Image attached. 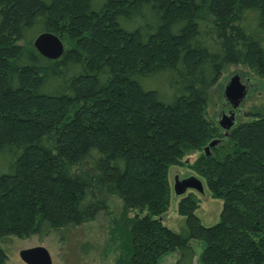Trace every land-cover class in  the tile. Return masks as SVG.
Segmentation results:
<instances>
[{
	"label": "trees",
	"instance_id": "1",
	"mask_svg": "<svg viewBox=\"0 0 264 264\" xmlns=\"http://www.w3.org/2000/svg\"><path fill=\"white\" fill-rule=\"evenodd\" d=\"M228 65L264 81V0H0V264L10 237L63 241L113 198L115 264H193L191 240L201 264H264V102L228 131L207 113ZM192 152L223 204L204 226L183 194L176 232L168 168Z\"/></svg>",
	"mask_w": 264,
	"mask_h": 264
},
{
	"label": "rangeland",
	"instance_id": "2",
	"mask_svg": "<svg viewBox=\"0 0 264 264\" xmlns=\"http://www.w3.org/2000/svg\"><path fill=\"white\" fill-rule=\"evenodd\" d=\"M234 74H238L242 83L247 87L246 95L236 109V123L248 120L250 117L245 113L253 105L258 106L264 102V81L255 76L244 65H228L211 88L213 103L208 105L207 113L215 121L221 111L227 113L230 109L223 98V90L229 78ZM198 155L199 152L189 153L184 157L182 165L168 168V181L171 188L170 204L168 211L162 216V220L165 226L176 232L180 231L184 222V218L177 212V203L181 196H176L172 190L176 176L178 179L195 176L202 181V193L193 189L186 191V193H194L199 199L196 215L202 225L211 226L220 219L222 200L211 196L205 180L190 166ZM122 211L121 202L117 198H113L109 212L101 213L93 222L72 230L63 241H59L55 234L42 240H39L36 236L28 238L10 237L6 243H3L8 253L7 264H25L19 257V251L35 246L46 248L52 264H115L114 258L117 253L116 245L118 241L111 235V229L113 221L123 218L121 217ZM126 215L132 217L133 213L127 212ZM191 244L195 252L193 264H201L199 258L204 242L191 240ZM176 257L177 252H169L160 258L159 263L174 264Z\"/></svg>",
	"mask_w": 264,
	"mask_h": 264
},
{
	"label": "water",
	"instance_id": "3",
	"mask_svg": "<svg viewBox=\"0 0 264 264\" xmlns=\"http://www.w3.org/2000/svg\"><path fill=\"white\" fill-rule=\"evenodd\" d=\"M36 51L45 58L57 59L64 51V44L60 37L51 32L40 33L33 42ZM247 87L244 85L238 74L232 75L224 86L223 98L230 106L227 113L221 111L216 119L218 126L228 131L236 123V109L244 99ZM218 139L213 140L204 148L205 151L215 144ZM203 192L202 181L195 177L189 176L184 179L174 178L172 190L176 196H182L187 190ZM19 257L25 264H52L49 252L43 246H35L22 249L19 251Z\"/></svg>",
	"mask_w": 264,
	"mask_h": 264
}]
</instances>
